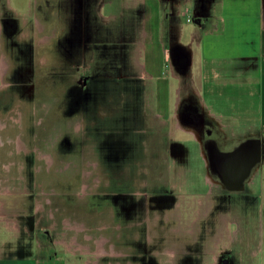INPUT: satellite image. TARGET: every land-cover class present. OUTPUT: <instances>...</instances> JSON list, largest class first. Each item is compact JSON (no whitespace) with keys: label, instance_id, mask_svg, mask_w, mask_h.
Here are the masks:
<instances>
[{"label":"rangeland","instance_id":"1","mask_svg":"<svg viewBox=\"0 0 264 264\" xmlns=\"http://www.w3.org/2000/svg\"><path fill=\"white\" fill-rule=\"evenodd\" d=\"M148 1L0 0L10 64L0 81V137L14 139L0 146L6 258L264 264V156L237 190L201 161L195 142L202 136L228 153L244 141L264 147V135L220 142L226 134L201 117L186 79L160 65Z\"/></svg>","mask_w":264,"mask_h":264},{"label":"crops","instance_id":"2","mask_svg":"<svg viewBox=\"0 0 264 264\" xmlns=\"http://www.w3.org/2000/svg\"><path fill=\"white\" fill-rule=\"evenodd\" d=\"M148 2L145 5L153 9V15L148 17L156 23L152 30L157 36L155 53L160 56V65L171 71L173 80L186 79L188 96L195 100L201 117L211 120L219 132L226 134L220 142L228 144L246 133L264 135V0ZM153 32L144 34L150 37ZM155 57L152 65L158 66L153 61ZM176 70L186 72L179 76ZM181 85L176 88V111L183 104L185 88ZM180 130L199 137L192 128ZM195 142H200V138H195ZM200 151L205 159L202 148ZM6 213L1 204L0 234ZM6 227L16 230V219L9 218ZM4 242L0 236V264H22L14 254L6 258Z\"/></svg>","mask_w":264,"mask_h":264},{"label":"flooded vegetation","instance_id":"3","mask_svg":"<svg viewBox=\"0 0 264 264\" xmlns=\"http://www.w3.org/2000/svg\"><path fill=\"white\" fill-rule=\"evenodd\" d=\"M3 31H0V42L3 43L1 40L2 38H5V36L2 35ZM9 38L12 36H8ZM9 40V39H8ZM0 43V63L5 60L6 62V68L3 63L0 64V81L6 79V76L10 73V64L9 61L6 58V55L4 54V50L2 49L3 46ZM12 43V42H11ZM11 47V46H10ZM12 50H14V53L17 54L20 53V46L17 43H14L11 47ZM2 55V56H1ZM20 55V54H19ZM4 83V81H3ZM2 124H0L1 126ZM7 124L0 128V131H3L6 128ZM206 134H211L210 130L206 131ZM8 141L3 142V139L0 137V146H4V144H7L9 142H12L14 139L8 138ZM20 142L25 145V148L20 147ZM200 147L204 149V152L206 154V159H201V161L205 162L207 164V167L211 166V169L214 170V173L216 172V175L224 181V183L227 184V187L234 188L237 190H244V182L247 181L248 177H250L254 172L257 171L258 164L261 161H258L259 156H264V147L256 145L253 143H245L242 142L240 146L236 147L233 151L228 153H222L215 147L216 145L212 144L204 145L202 136L200 137ZM211 147V148H210ZM258 148L259 152L255 153V149ZM18 149H28V146L24 143L21 137L18 138ZM254 149V151H253ZM235 156H238L235 158ZM3 161H0V169L3 173L5 170V166L2 164ZM15 166V164H14ZM4 167V168H3ZM7 171V170H5ZM21 171V170H20ZM209 175V178L214 180L210 174V171L208 172L207 176ZM3 176V174H2ZM205 181L207 182V178L205 175ZM238 187V188H236ZM7 191V190H6ZM7 195V193H6ZM2 196V194H0ZM4 196V195H3Z\"/></svg>","mask_w":264,"mask_h":264},{"label":"bare ground","instance_id":"4","mask_svg":"<svg viewBox=\"0 0 264 264\" xmlns=\"http://www.w3.org/2000/svg\"><path fill=\"white\" fill-rule=\"evenodd\" d=\"M253 151H254V149H253ZM258 152H259V149L256 148V149H255V153H258ZM236 157H238V156H235V158H236Z\"/></svg>","mask_w":264,"mask_h":264}]
</instances>
